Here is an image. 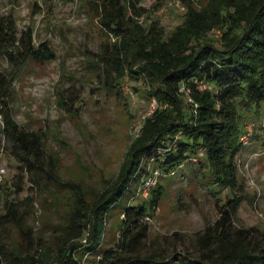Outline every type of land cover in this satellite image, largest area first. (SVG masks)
<instances>
[{"label": "trees", "instance_id": "trees-1", "mask_svg": "<svg viewBox=\"0 0 264 264\" xmlns=\"http://www.w3.org/2000/svg\"><path fill=\"white\" fill-rule=\"evenodd\" d=\"M93 1L101 28L113 38L103 43L100 56L114 71L111 81L118 83L135 71L147 74L151 86L147 94L165 105L158 104L145 116L111 185L91 203L75 190L62 228H51L49 239L35 234L26 212L9 200L0 211V264H77L86 251L89 264H264V226H246L236 217L243 196L238 192L235 160L241 144L236 99L247 106H264V0H206L198 7L182 0L186 5L182 23L167 36L158 20L138 21L146 10L140 0ZM214 27L222 29L219 45L206 35ZM0 51L15 67L54 57L46 40L33 42L30 29L17 36L9 17H0ZM194 80L203 88L194 87ZM180 81L192 87L196 107L184 109L178 96ZM8 97V79L0 74L2 131L26 167L45 170L43 135L17 125ZM201 158L212 182L233 191L217 202V217L197 232L193 242L197 254L139 253L148 236V215L163 193L157 182L152 195L142 197V183L154 170L162 177L181 168L184 175L186 164L203 163ZM137 196L142 199L133 200ZM114 207L121 213L120 233L113 245L101 248L105 221ZM13 230L19 237L6 239Z\"/></svg>", "mask_w": 264, "mask_h": 264}, {"label": "rangeland", "instance_id": "rangeland-1", "mask_svg": "<svg viewBox=\"0 0 264 264\" xmlns=\"http://www.w3.org/2000/svg\"><path fill=\"white\" fill-rule=\"evenodd\" d=\"M205 1L191 3L198 7ZM168 2L140 0L146 10L138 21L158 20L167 36L182 23L186 10L182 0L180 6ZM95 7L93 0H0V17L12 19L17 36L30 29L35 44L46 40L54 51L53 58L28 60L20 67L0 51V74L8 79L10 116L23 129L41 132L42 165L46 168L26 167L11 150L0 113V211L13 199L26 212V222L35 234L45 240L50 238L51 228H62L76 189L91 203L117 179L149 107L147 74L135 71L118 83L111 81L114 71L100 56L103 43L113 38L101 28ZM221 30L212 28L207 38L219 45ZM194 84L198 89L204 86L198 80ZM178 96L186 110L198 104L192 87L182 88L181 81ZM236 101L241 144L235 160L241 186L238 192L243 196L236 217L246 226H264V106ZM202 162L187 163L184 175L181 168L172 175L155 174L145 196L152 195L157 182L163 185V193L148 215V236L139 253L161 251L167 257L189 250L192 256L197 254L193 246L197 232L217 217V202L233 191L214 184L205 159ZM147 166L151 170L154 165ZM140 196L144 197L141 192ZM140 196L133 200L142 199ZM120 217V209L112 208L101 248L117 240ZM17 236L13 230L6 239Z\"/></svg>", "mask_w": 264, "mask_h": 264}, {"label": "built area", "instance_id": "built-area-1", "mask_svg": "<svg viewBox=\"0 0 264 264\" xmlns=\"http://www.w3.org/2000/svg\"><path fill=\"white\" fill-rule=\"evenodd\" d=\"M170 4H175V5H178L180 6L181 3H180V0H169ZM186 87V85L182 82V88ZM131 92V91H130ZM158 105L157 103V100L154 96H151L150 99H149V107H148V110L146 111V113L144 114V117L146 115H149L153 112V110L156 108V106ZM139 130V128H137V131ZM138 133V132H137ZM155 174H157V170H154L153 171V176H148L144 182L142 183L141 187H140V192L142 195H147L148 194V189L149 187L153 184V182L155 181L154 177H155ZM157 176V175H156ZM88 258H89V254L88 252L86 251L83 256L78 260V263L77 264H89L88 262Z\"/></svg>", "mask_w": 264, "mask_h": 264}]
</instances>
